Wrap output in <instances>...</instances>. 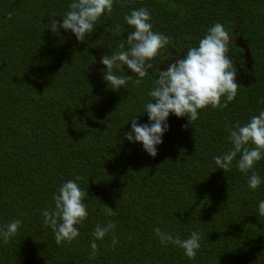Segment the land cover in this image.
I'll list each match as a JSON object with an SVG mask.
<instances>
[{
  "label": "trees",
  "instance_id": "trees-1",
  "mask_svg": "<svg viewBox=\"0 0 264 264\" xmlns=\"http://www.w3.org/2000/svg\"><path fill=\"white\" fill-rule=\"evenodd\" d=\"M71 2L0 0V227L22 221L9 243L0 239V264H264V158L254 167L262 180L255 191L236 167L239 154L227 172L214 162L232 148L226 127L264 110V0H115L83 43L70 31L50 30V19L62 22ZM141 7L153 31L170 38L163 51L171 57L221 23L231 37L226 55L247 79L236 82L226 108L199 110L191 124L170 114L155 158L124 134L133 118L149 123L144 105L160 67L117 92L98 57L103 45L108 55L121 43L129 47L134 29L124 16ZM114 73L137 79L126 68ZM77 176L89 193L88 217L76 240L57 245L41 212L53 209L59 187ZM105 204L114 216L103 214ZM108 221L116 224L115 250L109 233L90 259L92 233ZM155 227L181 240L199 231L196 257L161 244Z\"/></svg>",
  "mask_w": 264,
  "mask_h": 264
},
{
  "label": "clouds",
  "instance_id": "clouds-1",
  "mask_svg": "<svg viewBox=\"0 0 264 264\" xmlns=\"http://www.w3.org/2000/svg\"><path fill=\"white\" fill-rule=\"evenodd\" d=\"M114 2L115 0H72L69 10L61 16L62 22L50 19V30L57 36L60 35V29L70 31L83 43L86 37L93 34L97 21L105 13H112ZM151 19V13L144 7L125 14L124 20L134 29L127 36L129 47L125 49V45L121 43L119 51L101 55L103 79L111 90L118 92L129 81L134 86H139L149 71L157 68L156 59L171 41L163 33L153 31ZM230 41V34L217 22L199 40L198 46L190 47L183 57L173 59L166 69L159 68L158 77L147 93L151 99L144 105L149 123L140 124L137 118H133L131 130L124 134L125 138L133 143H141L143 150L155 158L158 154L157 146L163 143L162 137L169 130L167 121L170 114L177 118L187 117L191 124L199 118V110L208 106L213 109L226 108L236 98L239 88L232 61L226 55ZM125 68L134 73L137 79L114 73V69L123 71ZM226 130L229 132L228 139L232 148L227 153L214 157L215 165L227 172L239 154L236 167L248 176V187L255 191L262 183L254 167L264 158V110L252 116L244 125L237 122L234 128L226 127ZM250 144L253 147H249ZM249 173L251 174L248 175ZM81 179L82 177L77 176L75 180L63 182L53 196L54 208L41 212L43 223L45 227L52 229L57 245L70 244L76 240L80 235L77 226L83 225L88 217L87 206L83 201L89 193L77 183ZM258 213L264 217V200L259 201ZM103 214L114 216L115 212L105 204ZM21 225L20 219H13L0 227V239L5 244L9 243L17 235ZM115 228L113 221L96 225L90 243V259H95L98 253L96 241L104 240L109 233L113 234L112 247L115 250L118 243ZM153 230L161 244L178 246L190 259L196 257L201 247L199 231H192L188 238L181 240L179 236L174 238L171 233L161 231L160 227Z\"/></svg>",
  "mask_w": 264,
  "mask_h": 264
},
{
  "label": "rangeland",
  "instance_id": "rangeland-1",
  "mask_svg": "<svg viewBox=\"0 0 264 264\" xmlns=\"http://www.w3.org/2000/svg\"><path fill=\"white\" fill-rule=\"evenodd\" d=\"M237 43L241 44V40L237 39ZM104 52H105V45H103V47L99 50V52H98V53H99V54H98V57L101 58V55L104 54ZM186 52H187V51H186ZM186 52L182 51V52L179 53V56H178V57L175 56V55H173V57H171V56L167 55L168 51H167V52L163 51V52L160 54V56L157 58L155 64H156L158 67H160L161 69H166L168 63L172 62L173 59L183 57V56L186 54ZM171 53H174V52H171ZM162 54H163V55H162ZM159 59L162 60L163 62H160ZM245 66H247L246 63H245ZM246 80H247V79H246L245 76H243V74H241L240 76H239V75H236V82H240V83H241V82L246 81Z\"/></svg>",
  "mask_w": 264,
  "mask_h": 264
}]
</instances>
